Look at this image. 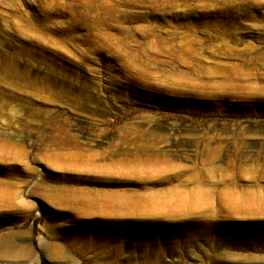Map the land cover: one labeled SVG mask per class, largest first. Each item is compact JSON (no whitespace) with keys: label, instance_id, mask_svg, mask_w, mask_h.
Masks as SVG:
<instances>
[{"label":"rangeland","instance_id":"1","mask_svg":"<svg viewBox=\"0 0 264 264\" xmlns=\"http://www.w3.org/2000/svg\"><path fill=\"white\" fill-rule=\"evenodd\" d=\"M168 146L175 179L263 174L264 0H0V182L18 195L0 264H245L218 237H126L68 200L105 181L93 164Z\"/></svg>","mask_w":264,"mask_h":264},{"label":"bare ground","instance_id":"2","mask_svg":"<svg viewBox=\"0 0 264 264\" xmlns=\"http://www.w3.org/2000/svg\"><path fill=\"white\" fill-rule=\"evenodd\" d=\"M169 147L163 152L141 148L139 153L93 164L100 168V178L105 181L63 191L81 211L92 215L94 226H101L96 221H107L120 230L134 229L126 237L132 235L149 242H185L198 237L214 241L218 237L237 251H253L225 255L228 261L264 264V172L252 177L246 166L229 161L239 175L175 179L184 165L173 159L176 150ZM8 184L0 182L2 202L15 201L18 196Z\"/></svg>","mask_w":264,"mask_h":264}]
</instances>
